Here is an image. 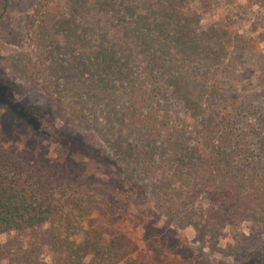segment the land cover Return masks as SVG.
<instances>
[{
    "label": "trees",
    "instance_id": "1",
    "mask_svg": "<svg viewBox=\"0 0 264 264\" xmlns=\"http://www.w3.org/2000/svg\"><path fill=\"white\" fill-rule=\"evenodd\" d=\"M9 1L2 0L5 10ZM240 5V0H84L78 17H70L72 0H42L24 19L22 39L30 52L20 61L31 83L44 93L61 89L69 99L66 117L79 129L87 126L92 107L102 108L115 130L110 146L133 176L157 158L162 163L155 207L178 204L181 221L213 243L236 224L264 231V98L258 105L226 100L236 81L227 54L233 47L241 52L247 46L242 40L250 39L220 24L199 26L204 15ZM56 24L71 76L44 80L45 48ZM0 89L6 97L0 95L1 107L50 136L29 123L26 100L15 104L7 87L0 83ZM78 138L102 148L92 134ZM52 197V187L0 150V236H22L29 259L64 247L63 264H80L91 242L66 234L59 244L53 230L40 232L61 214ZM246 240L240 234L241 250ZM237 264H264V246Z\"/></svg>",
    "mask_w": 264,
    "mask_h": 264
},
{
    "label": "rangeland",
    "instance_id": "2",
    "mask_svg": "<svg viewBox=\"0 0 264 264\" xmlns=\"http://www.w3.org/2000/svg\"><path fill=\"white\" fill-rule=\"evenodd\" d=\"M41 1L10 0L5 10L0 0V83L7 87L13 103L26 100L29 123L40 124L52 136L40 135L0 106V150L20 160L28 175L52 187V198L61 207L58 219L40 232L53 230L59 244L66 234L85 245L91 242L80 264H237L246 253L264 246V231L247 223L223 229L213 243L209 235L203 239L194 225L181 221L178 204L155 207L157 183L164 170L159 159L133 176L119 151L110 146L115 130L102 108L92 107L86 113L87 126L79 129L66 117L69 99L61 89L44 93L31 83L20 61L24 51L30 52L22 39L24 19ZM83 2L72 0L70 17H78ZM240 4L238 9L221 7L204 15L199 26L205 30L220 24L250 39L242 40L247 46L241 52L233 47L227 54L236 81L226 100L239 104L251 99L258 105L264 98V0H240ZM62 34L57 24L49 31L44 80L71 76ZM0 95L4 96L1 89ZM86 134L95 136L102 148L82 143L78 136ZM164 154L163 149L160 156ZM240 234L247 236L243 250ZM28 248L16 232L1 235L0 264H63L64 247L53 255L43 253L39 260L29 259Z\"/></svg>",
    "mask_w": 264,
    "mask_h": 264
}]
</instances>
